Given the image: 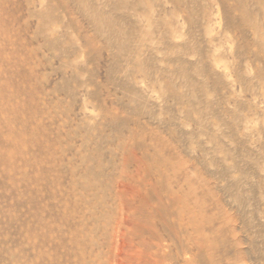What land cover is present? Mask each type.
<instances>
[{"label": "rangeland", "instance_id": "1", "mask_svg": "<svg viewBox=\"0 0 264 264\" xmlns=\"http://www.w3.org/2000/svg\"><path fill=\"white\" fill-rule=\"evenodd\" d=\"M0 264H264V0H0Z\"/></svg>", "mask_w": 264, "mask_h": 264}]
</instances>
